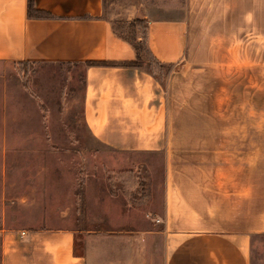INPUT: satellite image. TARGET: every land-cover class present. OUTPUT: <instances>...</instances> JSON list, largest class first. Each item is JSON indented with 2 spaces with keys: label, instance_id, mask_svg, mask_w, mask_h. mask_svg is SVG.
<instances>
[{
  "label": "crops",
  "instance_id": "crops-1",
  "mask_svg": "<svg viewBox=\"0 0 264 264\" xmlns=\"http://www.w3.org/2000/svg\"><path fill=\"white\" fill-rule=\"evenodd\" d=\"M158 1L161 13L179 16L144 18L146 59L174 67L164 84L115 35L104 0H33L48 18H29L27 0H0V62L81 68L90 138L116 153L164 154L153 220L161 229L148 232L164 246L161 264H264V86L251 85L252 66H264V0H184L177 8ZM138 56L142 67L86 66ZM208 69L211 96L226 73L224 134L217 106L209 120L181 101L179 74L198 81ZM135 242L133 234L68 227L8 231L0 264H142Z\"/></svg>",
  "mask_w": 264,
  "mask_h": 264
},
{
  "label": "rangeland",
  "instance_id": "rangeland-1",
  "mask_svg": "<svg viewBox=\"0 0 264 264\" xmlns=\"http://www.w3.org/2000/svg\"><path fill=\"white\" fill-rule=\"evenodd\" d=\"M158 2L104 0V18L115 35L147 61L149 72L139 37L145 16L179 17L161 13L155 7ZM178 2L182 6L184 0L165 4L177 8ZM173 70L163 66V84ZM203 73L207 74L198 81L186 70L179 74L186 79L181 101L188 107L201 106L209 120L211 105L213 111L217 106L218 131L224 134L226 73L221 71L212 96L210 71ZM251 76L252 88L264 86V66H252ZM82 92L79 67L0 62V261L2 233L68 227L133 234L144 256L142 264H161L164 246L148 232L161 229L153 220L162 205L164 154L116 153L92 140L81 120ZM215 116L216 112V121ZM221 142L219 148L225 150L226 142ZM206 159L207 169L209 155Z\"/></svg>",
  "mask_w": 264,
  "mask_h": 264
},
{
  "label": "trees",
  "instance_id": "trees-1",
  "mask_svg": "<svg viewBox=\"0 0 264 264\" xmlns=\"http://www.w3.org/2000/svg\"><path fill=\"white\" fill-rule=\"evenodd\" d=\"M27 16L29 18H48L50 15L45 12H41L35 9L33 0H27ZM136 24L141 25L142 21H137ZM145 27H143L142 32L140 33V39L141 43L146 45V32H145ZM136 50V49H135ZM22 64H27V63H15V66H19ZM122 66V67H141L143 66V63L141 62L139 56L135 62H122L118 64L114 63H106V62H101V63H87L86 66H103V67H110V66ZM150 73L156 77L161 83H162V78L164 76L163 73V65L157 62L154 58L149 56V63H148Z\"/></svg>",
  "mask_w": 264,
  "mask_h": 264
},
{
  "label": "built area",
  "instance_id": "built-area-1",
  "mask_svg": "<svg viewBox=\"0 0 264 264\" xmlns=\"http://www.w3.org/2000/svg\"><path fill=\"white\" fill-rule=\"evenodd\" d=\"M22 235H23V233H22Z\"/></svg>",
  "mask_w": 264,
  "mask_h": 264
}]
</instances>
